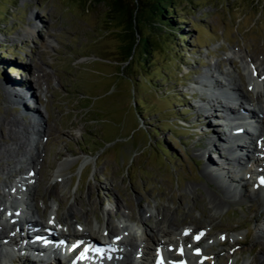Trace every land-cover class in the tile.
I'll use <instances>...</instances> for the list:
<instances>
[{
	"label": "rangeland",
	"instance_id": "rangeland-1",
	"mask_svg": "<svg viewBox=\"0 0 264 264\" xmlns=\"http://www.w3.org/2000/svg\"><path fill=\"white\" fill-rule=\"evenodd\" d=\"M107 1L0 0L3 204L17 205L15 190L10 196L6 191L25 177L20 171L30 166L24 160L36 154L34 183H27L40 192L32 201L39 222L57 217L66 225L52 226L63 231L77 222L94 238L103 230L122 237L123 229L131 227L137 238L145 233L150 259L156 254L151 243L157 222L177 229L173 234L201 227L208 235L198 249H205L208 259L191 264H246L264 251V242L256 238L264 220V194L247 186L238 198L239 186L220 180L223 204L213 206L218 175L202 169L198 147L209 136L200 116L207 114L202 106L218 109V101L233 111L264 108V0H169L163 4L170 19H178L174 30L160 28L150 7L140 4L135 29H128ZM121 1L132 8L133 0ZM37 24L39 33L22 37ZM212 81L217 82L214 89ZM239 81L243 97L225 99L222 93L236 92ZM9 84L13 91L31 86L34 98L24 106L39 111L40 127H48L51 135L36 134V122L21 115ZM256 92L261 93L258 103L252 102ZM259 119L261 127L250 135L255 140L257 131L264 133V114ZM217 122L209 117L215 129ZM227 128L222 137L234 135ZM255 148L261 159L264 142L256 140ZM251 203L256 211H250ZM138 214L145 222L138 221ZM26 217L32 219V213ZM161 236L166 243L178 238ZM229 245L237 247L231 255ZM177 247H166L175 263L183 257Z\"/></svg>",
	"mask_w": 264,
	"mask_h": 264
},
{
	"label": "bare ground",
	"instance_id": "bare-ground-1",
	"mask_svg": "<svg viewBox=\"0 0 264 264\" xmlns=\"http://www.w3.org/2000/svg\"><path fill=\"white\" fill-rule=\"evenodd\" d=\"M33 20H35V19L33 18ZM38 29H39L38 24L35 26L34 25L30 26V28H28L26 31L23 32L24 34H22V37H28V36L31 37V36L39 33ZM48 45H51V44H48ZM238 80H240V79L238 78ZM234 82H236V81H234ZM12 83H13V81H12ZM216 84H217L216 81H212L210 83V87H212L214 89V86H216ZM13 85H16L15 82ZM262 85L264 86V82H262ZM235 86H236V92L233 90L230 93V95L227 93V91L222 93V95L225 99L230 100L231 98H233V96H236V95H238V96L240 95L243 97L244 93H242L240 91L243 84L241 85V82H240V83L235 84ZM23 87H25V88H23ZM23 87H17V88H21V89H15L13 91V89L11 88V86L9 84V92H10V94L13 93L12 96L14 97L17 105L18 106L20 105L21 115L24 118L26 117L25 119H27V121L30 119V122H33V123L36 122V123H34V124H36L35 125L36 134H38L40 132H42V133L46 132V135H48V136L51 135L48 127L47 128L40 127V125L42 124L43 121L40 120L41 116H40L39 111H37L36 109L25 108L24 102L30 101V100H32V98H34V95H33L34 91H31L32 88L30 89V87H31L30 85L29 86L26 85ZM4 88H3V91L7 92L8 97L10 99V95H9L7 86L5 89ZM260 94L261 93L256 92L253 96L254 101L250 100V102L252 101V102L258 103L260 101ZM12 96H11V98H12ZM245 96L247 97V94ZM215 97H216V99L218 98L217 96H215ZM250 98H252V97H250ZM10 100L12 102V99H10ZM201 101L204 102V100H201ZM206 104H207V100H206ZM223 104H221L220 101L217 102L216 108L219 107V109H214V107H211V108L207 107L206 108V107L202 106V108H204L203 111L207 112V114L203 115L201 113V116H200L201 126L203 129L202 131L204 132V135H206L207 137L209 136V137H208L206 144L204 146L202 145V147L201 146L198 147V150H201V153L199 154V156L201 158H203V156H204V158H203L204 159V165L202 168L203 171L204 172L207 171L206 172L207 175L209 174L210 176H212L211 174L214 172H215V174L218 175L217 176L218 183L215 185V187L217 188L216 189L217 192L212 191V194L214 195V197L211 199L213 206L216 208H219L221 206V204H223V200L220 199L219 195H218V192L221 193V191L224 194V190H225L223 188V186L219 183L220 180H223L224 182L227 181L231 185H238L239 187H237V188H239L240 191H235V192H240V195L237 196L238 198H240V197L242 198L244 196L245 188L247 186L251 187L253 189V191L254 190H260L264 194V185H262L260 183V180L262 178H264V172H263L264 171V165H263V167H261V165H262L261 162H264V156L261 159L256 157L257 151H256V148L254 145V141H256V140H261L264 142V133L261 131H257L256 140H254V139L251 140L250 138H248V135H247L248 132L250 133L252 130H254L255 126H256V128L261 127V120L259 119V114L260 115L264 114V110H263L264 108L261 105H260V107L259 106L257 107L254 104L258 110V113H256L255 109L247 110V112H245L243 108H240L239 111H241V112H238L237 110L233 111V109H230V105H229V107H226V105L224 106ZM200 111H202V110L200 109ZM210 116H212V118H215L218 121L217 122L218 124H216L217 129H215V127L209 123V117ZM233 118H240V120H246L247 119V121L252 120L254 124H253L252 128H249L247 130V133L246 132L243 133L244 131H242L241 128H238V126L229 123L233 120ZM227 126H231L229 128L234 129V130H232L234 132V135L231 137L230 136L229 137H222V136H226L223 129L227 128ZM212 127H214V128L212 129ZM229 128H227V129H229ZM249 130H251V131H249ZM12 132H13V130H12ZM15 137L16 136L14 134L12 139H14ZM209 154H211V157L213 156L214 163H212V164H211V161H209V159H208L209 157L207 156ZM37 157H39V156H37L35 154L34 157L29 158L28 162H27V159L24 160V164L26 163L30 167H28V168L25 167L26 169L21 170V171L19 170L25 176L23 179H21V181H23V182H21V181L15 182V185L13 187L11 186L10 190L6 191V194L8 196H10V191L15 190V192L18 194V197H19L17 205L14 204V206L13 205L12 206L11 205L6 206L5 204H3L4 201L2 202V197L0 196V220L3 217H4L3 219H5L4 221H0V244H1V241H5L8 245L9 244L15 245V253L13 255H8L9 253H7V252H5L4 254H1L0 259H2V264H4L6 261H8L9 258H11V260H13L15 264L16 263L21 264L20 260L26 261V264H68L69 263L68 258L60 255V253L55 254V255H53L52 253H49L48 251H49L50 247L44 246V245H47L48 242L43 243V242H40L39 240L36 239V237L39 235L46 237L45 240L51 241V242L52 241L56 242L57 239H62V237H57V236H59V235L62 236V235L66 234L65 238L67 239L68 243H71L75 240H78V241L87 240L88 242H93L92 246L93 245L96 246L98 244V242H96V240H95V243H94V239L92 241V238H94V237H92L89 230L86 229L85 226H81L77 222L75 223V221L73 223H75L77 226L75 227V225H73L71 227V226H69V224H67L68 228L64 229L66 231L65 232V231H63V229L57 230L54 227L53 228L51 227L50 224H54V223L57 226L66 225V224H61L64 222H60L57 219V217L53 218V217L49 216L45 221L46 223H39V221H37V219L31 220L29 217H28L29 219L27 217H26L27 219L24 217L25 213H32V217L40 216L38 214L36 208H35V205L32 203L34 197L37 195L38 192L36 191V188L32 185V183H30V184L27 183V182H32V181L34 183V180L31 176L34 175V173L36 172V162L38 160ZM82 164H84V163H82ZM10 173H11L10 168L6 167V177L8 179L11 178ZM247 175H249L248 178H245ZM248 180H250V182H248ZM24 181H25V183H24ZM246 182L249 184H246ZM243 183H244V185H243ZM257 186L261 189H258ZM241 189H242L243 193L241 192ZM71 210H72V208L69 209V211H71ZM256 210H257V206L252 204L250 207V211H256ZM69 211L67 212L68 214L70 213ZM33 213H34V215H33ZM164 215H163V217H164ZM261 215H263V219H264V212H262ZM1 216H2V218H1ZM142 217H144V216H142ZM142 217H140L138 214L137 219L141 223L145 222L142 219ZM163 219H165V218H163ZM163 219L161 220V222L164 221ZM17 224L21 225V227H22L21 231L23 232V235L22 234L18 235L16 237L17 239H15L12 235L17 234ZM153 226H154V224H153ZM153 228L156 230V232L154 231L155 234H153L154 235L153 239H155V240L153 241V239L151 237L150 238L152 239L151 244H152L153 249H155L154 251H155V253H156L155 255H157V257L153 256V259H150V255H151V251H149V243L150 242H148V243L146 242V241H148L147 238L142 239L143 234L145 235V233L142 234V232H141L140 238L139 237L137 238L136 237V233H137L136 230L131 229V227H130V228L123 229V233L126 235L125 236L122 235V237H117L116 242L114 244L111 243L110 241L103 242V244H106L107 246H112V245L113 246L114 245L119 246V247H117L118 250L120 248L125 249V252L123 253V255L122 256H110L111 259H108V257H103L101 259V261H99L100 264H143V262H145V261L149 262V260H151L150 261V262H152L151 264H161V261L163 262V264H178V263H175V259L171 256V254L170 255L168 254V253H170L168 251V249L166 248L168 245H171V246L179 245L180 247H182V249H184L187 245V246H189L190 250H194L195 248L197 249L198 245L200 243H202L205 239H203V237L202 238L200 237V238H198L196 243H189L187 241V235L193 234V235L197 236L198 233L208 235V231L203 232L201 227H195V228L189 227L188 229L184 230V232H186L185 235L182 232H179L178 234H173L174 232H176L175 230H177V229H172L170 226L160 225L159 222H157ZM6 229H8L7 232L5 231ZM50 229L53 231V234L55 233L57 236L54 237V236H52V234H48L47 230H50ZM152 230H153L152 227H150L151 232H152ZM256 230L259 232L258 234H256L257 236L255 235L256 238L258 240L264 242V220H263V223H261L258 227H256ZM131 232L134 234H132ZM160 233L162 236L160 235ZM93 234L95 235L96 233L93 232ZM110 234H111V232L103 230L101 234H98V235L96 234L95 236L96 237L100 236L103 239H105V238L106 239H113L114 237H116L115 235H113V233H112V236H110ZM171 235H177L178 236V238H175L176 242H175V240L169 239L166 243V242L160 241V239H159V236H161V238H166V237L171 236ZM155 236H156V238H155ZM96 237H95V239H96ZM16 240L21 241V244H18V243L16 244ZM158 240L162 244L157 242ZM190 246H192V247H190ZM80 247H81V244L77 245L76 247L73 248V251L75 253H77V250ZM117 248L111 247L112 251L113 252L115 251V253L118 252L116 250ZM236 249H237V247L234 248L232 245L231 246L229 245L227 253L229 255H231L233 252L236 251ZM91 251H93V250H91ZM263 252L264 251H263V247H262L260 249V252H258L259 256L256 258H252V259L248 260L246 262V264H263V262H264V259H263L264 253ZM209 254H211V253H209ZM85 256L86 255H84L83 257H85ZM184 257L186 259L184 261V264H191V260H193V259L200 260L201 258H204V260H206V258L208 257V254L206 253L205 249H201L199 251L198 255H192V256H191V254L187 255L183 251V257L176 259V262H178L180 259H183ZM79 262L85 263L86 261L80 260ZM14 263L12 262V264H14ZM85 264H87V262Z\"/></svg>",
	"mask_w": 264,
	"mask_h": 264
},
{
	"label": "trees",
	"instance_id": "trees-1",
	"mask_svg": "<svg viewBox=\"0 0 264 264\" xmlns=\"http://www.w3.org/2000/svg\"><path fill=\"white\" fill-rule=\"evenodd\" d=\"M97 2H104V0H95ZM143 1V2H141ZM169 0H133V3L129 1V5L132 7L129 10V6L122 2L121 0H109L108 7L109 10L112 12H120L122 19H126L127 21V28L135 29L134 26L136 25V18H137V5L140 4V6L150 7L148 9L149 13L154 14L156 16V19L154 20L157 25H159L160 28L167 29V30H174V21L177 22L178 19L172 20L169 17V11L166 13V7L163 4L164 2ZM134 34H136V31L134 30ZM146 42V41H144ZM136 43V41H135ZM133 45V44H132ZM131 50V46L128 47L127 50V57H129V51ZM145 50L143 49V53ZM147 53V52H146ZM145 54V53H144Z\"/></svg>",
	"mask_w": 264,
	"mask_h": 264
},
{
	"label": "snow or ice",
	"instance_id": "snow-or-ice-1",
	"mask_svg": "<svg viewBox=\"0 0 264 264\" xmlns=\"http://www.w3.org/2000/svg\"><path fill=\"white\" fill-rule=\"evenodd\" d=\"M260 183H261L262 185H264V178H262V179L260 180ZM161 264H163L162 261H161Z\"/></svg>",
	"mask_w": 264,
	"mask_h": 264
}]
</instances>
